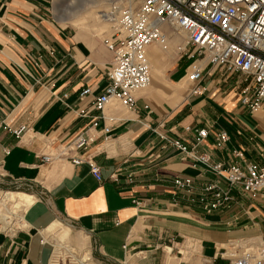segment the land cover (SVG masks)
<instances>
[{
    "label": "crops",
    "instance_id": "obj_1",
    "mask_svg": "<svg viewBox=\"0 0 264 264\" xmlns=\"http://www.w3.org/2000/svg\"><path fill=\"white\" fill-rule=\"evenodd\" d=\"M133 4L80 0L75 9L61 10L56 0H0V182L24 188L31 201L21 209L17 232L0 231V264H57L59 256L67 264H227L222 257H240L246 249L234 242L223 254L225 242L264 241V190L255 197L228 190L229 206L205 213L203 187L227 191V185L171 143L179 140L211 163L264 166V106L251 114L242 105L253 88L244 75L201 61L197 83L184 77L188 63L173 66L167 78L183 38L165 27L169 48H147L151 81L135 94L133 109L116 101L107 106L103 116L114 122L105 140L100 127H92L97 113L90 105L107 84L112 60L100 37ZM84 88L91 92L80 98ZM194 128L208 132L199 145ZM84 131L94 141L60 155ZM222 132L228 141L219 144ZM43 155L52 160L43 162ZM87 156L99 166L101 181L86 164L71 163ZM187 178L190 193L174 185ZM2 216L0 229H7ZM210 229L227 240L205 248ZM61 230L67 234L62 241Z\"/></svg>",
    "mask_w": 264,
    "mask_h": 264
},
{
    "label": "built area",
    "instance_id": "obj_2",
    "mask_svg": "<svg viewBox=\"0 0 264 264\" xmlns=\"http://www.w3.org/2000/svg\"><path fill=\"white\" fill-rule=\"evenodd\" d=\"M163 26L186 38L180 57L186 56L188 60L187 79L190 83L195 84L201 79V61H206L209 66L222 68L226 73L237 72L251 80L253 88L249 93L246 90L241 100L251 114L264 106V0H141L137 7L126 5L119 11L113 32L103 39L112 60L106 73L107 84L94 97L90 108L97 113L92 127H100L99 132L104 140L110 136L114 122L112 118L103 116L107 106L116 101L123 108L133 109L135 94L149 86L151 71L146 48L154 43H166ZM90 92V88H84L79 96L84 98ZM86 113L85 110L80 111L81 116ZM24 130L22 126L13 133L20 136ZM194 133L195 145L201 144L208 136L204 128H194ZM93 141L94 136L81 132L70 146L60 150V155L85 150ZM218 141L219 144L226 143L227 134H218ZM171 143L227 185V191L211 183L203 187L199 203L205 213L227 208L231 203L228 190L239 189L250 197L264 190V166L251 162L243 165L211 163L207 154H193L179 140ZM234 156L243 159L239 151L234 152ZM52 157L43 155L41 160L49 162ZM71 163L86 164L93 177L101 181L100 168L92 157L71 158ZM174 185L189 193L192 189L189 178L176 179ZM222 258L227 260V264H264V241L245 250L240 257Z\"/></svg>",
    "mask_w": 264,
    "mask_h": 264
},
{
    "label": "rangeland",
    "instance_id": "obj_3",
    "mask_svg": "<svg viewBox=\"0 0 264 264\" xmlns=\"http://www.w3.org/2000/svg\"><path fill=\"white\" fill-rule=\"evenodd\" d=\"M56 1H58V5H60V9L61 10H64L65 7H68L69 9L73 10V9H75L74 7H76V5L79 3L80 0H56ZM91 1L92 0H90V2ZM100 1L107 2L108 0H100ZM133 1L135 2V4L132 5L133 7H137L139 5V3L141 2V0H133ZM53 5H54V2H53ZM68 12H70V11L68 10ZM53 13L55 14V12H53ZM117 16L118 15H116V17ZM114 24H115V20L112 23L110 34H104L100 38H102V37L106 38L107 36H110L111 33L113 32ZM181 36H182V38H184L183 34ZM150 49H152V46H151ZM186 63H188V60L186 59V56L180 57V54L178 53V56L170 61V63H169L170 66L168 67V69L166 71V77L170 78L169 73L172 70L173 66L175 68L176 65H177L178 69H180L181 67H184L186 65ZM180 77L182 78L183 76L180 75L178 78H180ZM184 77L187 78V74H185ZM18 192L26 193L28 195L27 191L24 188H22V187L8 186L5 183L0 182V216L1 215L7 216L8 217V221L10 222V226L7 229H0V231H3L5 233H7V234H14L15 232H17L22 227V224H23V220H22L23 217H22V214H21V212H23V211L21 209H15L14 205H12V203H10L7 200V198H6V195L8 193H18ZM29 196H31V195H29ZM217 217L218 216H215V218H217ZM62 229H65V228H62ZM210 231H211V229L209 231H207L206 235L204 236L205 248H208V247L210 248V245L213 243L212 240H217V239L218 240L219 239L220 240H227L225 235H223L222 233L218 232V234H217V233H214V232L211 233ZM64 232L65 231H62L61 235ZM59 236H58V238H59ZM261 240L254 238V239H250V240H246V241L234 240V241H230V242H225L224 244H222L223 246H222L221 250H222V253L224 254V252L226 251L225 247L230 245V243H234V242L235 243H240L242 245L244 244L245 246L243 245L244 246L243 248L247 250L253 244H255L256 246H259L262 243ZM248 243H251V244H248ZM239 250H241V249H238V251ZM208 253H209V249H205V254L207 255ZM235 257H237V256H234L233 254H230L229 257H227V258H235ZM225 260L226 259H224V261ZM176 262H178L177 259L173 261V264H175Z\"/></svg>",
    "mask_w": 264,
    "mask_h": 264
},
{
    "label": "bare ground",
    "instance_id": "obj_4",
    "mask_svg": "<svg viewBox=\"0 0 264 264\" xmlns=\"http://www.w3.org/2000/svg\"><path fill=\"white\" fill-rule=\"evenodd\" d=\"M117 21V20H116ZM114 26H115V24H114ZM166 26H163L162 27V30H163V32H164V28H165ZM114 28V27H113ZM166 28H168V27H166ZM170 29V28H169ZM171 30V29H170ZM164 34L166 35V33L164 32ZM182 35V34H181ZM186 38H185V36H184V38L182 39V44L180 45V46H178L176 49H177V51H178V53L180 54L181 53V51L184 49V46H185V42H186V40H185ZM153 45H157V46H159V48H161V49H163V50H165V51H167L168 50V48H169V44H168V36L166 35V43L164 44V45H158V44H151L150 46H148L147 48H151V46H152V48H153ZM147 48H146V56H147V60H148V51H147ZM155 48H153V49H150V50H154ZM148 63H149V61H148ZM149 66H150V64H149ZM150 71H151V68H150ZM150 77H151V72H150ZM188 80V79H187ZM150 81H151V78H150ZM189 82V81H188ZM192 84V83H191ZM150 85V84H149ZM9 199H10V201H11V203H12V205H14V208L15 209H23V210H25L27 207H28V205L31 203V201H30V199H27V196L25 195V194H23V193H12V194H10L9 195ZM1 221H3V222H5V216H2L1 217ZM6 224V226H8L9 224L8 223H5ZM66 233H64L63 234V236H61V238H60V240L62 241L63 239H65L66 238ZM59 245H60V243L58 242L57 243V247H59ZM56 247V249L55 250H58V248ZM61 255V254H60ZM62 256V255H61ZM63 257V256H62ZM55 258V260H57V261H59V262H57V264H67V263H64V262H61L60 261V256L59 257H54Z\"/></svg>",
    "mask_w": 264,
    "mask_h": 264
}]
</instances>
